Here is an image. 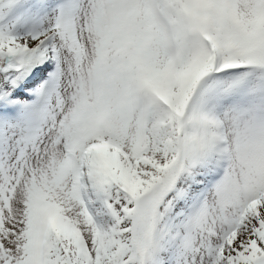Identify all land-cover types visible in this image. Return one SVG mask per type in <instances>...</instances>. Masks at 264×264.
<instances>
[{"label":"snow or ice","instance_id":"1","mask_svg":"<svg viewBox=\"0 0 264 264\" xmlns=\"http://www.w3.org/2000/svg\"><path fill=\"white\" fill-rule=\"evenodd\" d=\"M0 264H264V0H0Z\"/></svg>","mask_w":264,"mask_h":264}]
</instances>
